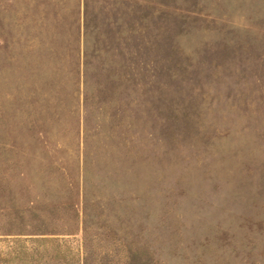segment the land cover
I'll list each match as a JSON object with an SVG mask.
<instances>
[{"label": "rangeland", "instance_id": "1", "mask_svg": "<svg viewBox=\"0 0 264 264\" xmlns=\"http://www.w3.org/2000/svg\"><path fill=\"white\" fill-rule=\"evenodd\" d=\"M0 264H264V0H0Z\"/></svg>", "mask_w": 264, "mask_h": 264}]
</instances>
